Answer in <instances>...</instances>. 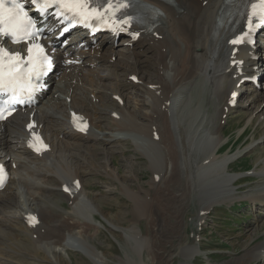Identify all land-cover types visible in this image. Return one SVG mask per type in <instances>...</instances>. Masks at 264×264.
I'll return each mask as SVG.
<instances>
[{
    "label": "bare ground",
    "instance_id": "obj_1",
    "mask_svg": "<svg viewBox=\"0 0 264 264\" xmlns=\"http://www.w3.org/2000/svg\"><path fill=\"white\" fill-rule=\"evenodd\" d=\"M148 2L158 7L163 16H159L156 20L151 18L144 21L140 39L130 47H123L124 42H121L116 49L104 51L106 54L98 59L97 65L104 63L109 67L108 70L101 67L107 71V74L101 75L102 69H100L99 80L104 77V81L109 82L111 86L104 81L92 82L90 86L94 93L89 97L86 91H81L82 94L77 93L79 95L77 96L75 92L79 83L75 84L76 88L72 89L69 105L60 100V94L54 98L56 93H53L47 105L37 110L32 118V112L20 113L0 126V158L6 160L10 157L17 166L15 171H11L8 185L0 193V250L6 248L10 242L17 247L23 242L30 245L37 256H40V251L44 252V255L45 253L51 255L59 250L68 258L66 250L74 247L95 264H103L102 260L105 258L102 259V256L94 253V249H91L93 248L91 241L87 237L92 225L90 226L88 221L84 222L85 225H80L79 221L75 220L70 222L65 215L72 219L80 216L84 219H95L93 213L97 212L104 217L102 209L95 205L96 197L83 195L85 184L82 178L85 174L81 170V165L76 163L86 166L91 164L90 156L99 152L98 146H100L104 163L107 164L111 160L110 156L116 153L115 148L123 146V142L128 141V139L124 141L121 137L117 138L114 135L116 132H127L128 135L132 133L135 134V138L136 135L139 136L145 143L140 145L135 143L137 152L146 154L154 161L151 151L156 150L162 158L164 172L161 174L158 170L159 173L153 174L150 183L154 187L153 185L157 183L155 178H158L159 185L156 184L154 187L158 194L156 196L163 203L169 217L179 216L189 207L188 204L193 199L199 206L198 212L205 215L204 213H208L215 203L237 198L233 196L231 188L237 184L240 177L228 172L229 165L247 151L259 148L260 143L264 144V133L258 140H253L244 148L221 155L219 154L220 145L223 143L220 139L221 130L223 124L227 123V116L238 113L237 109H233H243L244 105L239 104V100L243 97L248 98L245 102L249 106L247 105L246 108H254L253 106L257 105L254 109L258 110L264 103V88L262 93L261 88L253 90L249 86V90H246L248 86L244 85L240 89L236 86L241 77L256 75L253 71L254 67L263 72L261 79L264 81V65L261 62V59L264 60V56L261 57L264 51V39L259 40L254 50L241 47L235 55L231 54L234 49L229 45V40L238 33V30L231 32L234 23L231 20L232 1ZM202 2L206 4L202 6ZM154 24H157L155 28H153ZM262 37L264 38V35ZM143 44L153 50L151 54L154 56L153 59L144 60L145 55L139 53ZM148 50L146 49V52ZM252 55L258 58L257 61L251 60ZM111 58L117 67L109 63ZM89 60L90 56L85 57L84 64L89 63ZM150 60L155 70L152 75L145 64ZM240 61H243L241 66L238 65ZM231 63H234L233 67L230 66ZM239 69L244 75H237ZM97 70L98 68L87 70L86 74L91 75ZM115 72L116 76H113ZM79 73L63 81L67 83L74 80L81 83L85 70ZM132 82H139L140 87ZM63 85L64 82H60L53 90ZM71 85H66L67 90L71 89ZM130 88L132 89L130 94L135 101L132 110L128 108L129 103L126 102L123 106L118 103L122 98L119 92L128 91ZM108 91H111L109 95H115V99H120L117 101L108 99ZM206 99L207 103H205ZM232 100H236L233 108L230 107ZM140 107H145L147 110L144 111L145 108L139 110ZM209 107L213 110L212 116H208ZM103 108L109 110L110 115L116 112L119 117L113 114L108 121L101 117ZM115 108L118 109L112 111ZM73 115L79 116L88 123L89 130L85 136L71 128L70 119ZM169 116L173 118L178 131L177 138ZM257 118H261L258 121L262 120L263 125L264 112L261 111ZM30 121L35 122L34 132L39 134L49 147L40 158L28 153L24 147V141L28 138L26 126ZM101 122H109V124L101 126ZM96 129L98 132H95ZM155 133L158 136L157 140L153 138ZM73 139L77 141L70 142ZM17 149L19 151L16 152ZM84 150L88 153L83 155ZM63 158L66 159L67 164L63 163L64 165L60 167L58 164ZM253 163L255 169L248 177L255 176L258 179L257 187L243 195L241 200L264 204V157L259 154ZM53 169L56 171L53 172ZM91 170L89 171L92 172ZM74 182L80 184L78 192L66 194L62 191L64 186ZM122 187L131 202L129 212L133 224L138 218L149 216L152 207L145 193L147 191L132 192L128 187L124 185ZM10 189L13 192H10ZM58 197L70 204L68 214L56 209ZM11 208L18 214L7 215L6 210ZM29 216H36L38 221L36 226L27 225ZM132 229H129L128 233H131ZM21 233L28 235L29 238L23 237ZM138 245L139 250L142 249L141 240ZM9 250L10 248H6L4 251ZM145 250L150 251L149 248ZM184 250L190 251L189 246ZM156 255L155 253L154 256ZM160 258L164 260V256ZM13 259L12 255L2 256L0 264H12ZM50 259L52 261L54 258ZM152 259L154 261L153 257ZM263 259L264 239L252 246L248 244L245 253L231 263L247 264L255 261L254 264H261ZM29 263L38 264L34 261Z\"/></svg>",
    "mask_w": 264,
    "mask_h": 264
},
{
    "label": "rangeland",
    "instance_id": "obj_2",
    "mask_svg": "<svg viewBox=\"0 0 264 264\" xmlns=\"http://www.w3.org/2000/svg\"><path fill=\"white\" fill-rule=\"evenodd\" d=\"M145 46L146 45L143 44V47L139 49V53L145 55L144 60H148L149 58L153 59L154 56L151 55L153 54V50ZM146 49L149 50L146 52ZM92 62V57H90L89 63ZM151 62L152 60L145 64L149 67V73L152 75L155 70ZM109 63H113V67H117L113 62V58L109 59ZM99 65L100 68H98L97 71L92 72L91 75L86 74L87 70L90 69H85L81 83L70 80L65 84V87H62V90H59V88L54 89L53 93L63 91V93H59L61 96L60 100L69 105L72 89H75V84L79 83L76 88V95L79 96L77 93L82 94L83 91H86L87 96L92 97L94 92H92L90 84L95 81L97 83H102L104 77L99 80L100 72L102 71L101 75L107 74L105 69L109 68L104 63L102 65L100 63ZM101 67L105 69H102ZM100 69L102 70L100 71ZM113 76H116V72ZM72 83H74V86L71 85V89L67 90L66 85ZM104 83L109 85V82L104 81ZM132 83L135 86L140 87L139 82ZM156 89H158V87ZM130 90L132 89L130 88L128 91L119 92V94H122L121 96L123 99L121 98V100H118L120 99L118 97H116L118 99H115V95H109L111 91L107 92L109 95H107V98L114 101L118 100V103L122 106L127 102L129 103V107L126 106L129 110H132L135 101L132 99ZM246 99L248 98L243 97L239 100V104L244 105L243 109H233H237L238 113L229 114L227 116L226 125L223 124L221 130L222 136L220 137L223 143H221L222 145H220L219 148V154L221 155L234 153L244 148L253 140H258L260 135L264 133V124H261L262 120H260V122L258 121V119L261 118H257L261 114V111L264 112V103H262V106H260L258 110L254 109L257 105H254V108H246L248 105V103L246 104L245 102ZM99 102L100 99L98 104ZM205 103H207V99ZM44 106L45 105H43V107ZM144 108L145 107H140L139 110H143ZM116 109L118 108L112 109V111ZM146 110L147 108L144 109V111ZM212 112V108L209 107L208 116H212ZM113 114L117 113L113 112L112 115H110L109 110L106 108H103L101 111V117H104L108 121L111 120ZM169 118L172 122L171 125L174 128L175 124L173 118L170 116ZM212 118H215V113ZM248 119H250L249 122L247 121ZM108 124L109 122H101V126ZM174 130L176 131L175 137L177 138L178 131L176 130V127ZM171 131L173 130L171 129ZM95 132H98L97 129ZM130 134L128 135L127 132H116L114 134L117 138L121 137L124 138V141L125 139H128V141L123 142V146L115 148L116 153L110 156L111 160L108 161L107 164L104 163V157L100 152L101 147L98 145L99 152H94L95 154L90 156L91 158L89 162H92L91 164L86 166L76 163L81 165V170L85 174V177L82 178V182L85 184L83 195H89L93 198L96 197L95 205L102 209L104 217L97 212L93 213L95 219H84L81 216L72 219V217L65 215V218L70 222L75 220L76 222L79 221L78 223L80 225H85L84 222L88 221V224L90 226L92 225L87 232V237L91 241L90 243L93 247L91 249H94V253L98 256H102V259L103 257L105 258V260H102L103 264H137V262L138 264H234L231 262H234L245 253L248 244L249 246H252L264 239V208L261 207L262 205L260 203L253 204L247 199H245L247 202L241 200L243 195L249 191H253L257 187L258 179L255 176H248L255 169L253 163L255 158H258L259 154L264 157L263 143L259 144V148L254 151H247L240 158H237L235 162L229 165L228 172L234 176L240 177V180L236 182L237 184L231 188L233 189V196H237L235 200L227 202L223 201L219 204L215 203L214 207L209 210L208 213L206 212L204 213L205 215H201V213L198 212L199 206L193 199V201L188 204L189 207L180 213L179 216L169 217L167 210L164 209L163 203H161L159 197H157V190L154 188L156 184L159 185L158 178H155V182L157 183L153 185L154 187H152L150 183L153 174L159 173V171L161 174L164 172L163 160L156 150L151 151L154 161H152V159L146 154L137 152V144L139 143L138 145H140L141 143H145L144 139L139 136L137 137V135L135 138V134ZM153 138H155V140L158 139L157 133L154 134ZM75 141L76 140H70V142ZM87 153V150L82 151L83 155ZM63 163L67 164V161L64 158L58 165L61 167V165H64ZM54 171H56V169H53V172ZM122 185L128 187V190L132 192L147 191L145 193H147V198L153 209H151V214L147 216L148 218L140 217L138 218V221L133 224L132 216L129 212L131 202L126 196L125 191H123ZM10 192L13 191L10 189ZM155 202H158V204H155ZM68 205L70 204L61 197L56 198V209L63 214H68L70 212ZM3 211H5L4 208ZM13 211H15L13 208L7 209V215L13 216L18 214ZM129 229H132V231L135 229L133 232L136 234L132 231L131 233H128ZM21 234H23V237H28V235H25L24 233ZM135 235H138L139 238ZM140 240L142 241V249L139 250L138 243ZM143 240L146 242L144 243ZM151 242L153 243L151 244ZM147 243H149V245ZM144 244L147 246L145 245L143 247ZM6 246V248H10L11 251L9 250L6 252L4 251L6 248H3V250H0V257L12 255L14 257L12 264H30L29 262L33 261L38 264H95L88 256L81 254V251L74 247L66 250L68 258L62 255V252L60 253L58 250L59 248H57L58 251H54L51 255L46 253L44 255V252L40 251L41 258H39L40 256H37L32 247L26 243L21 242L17 247L13 242H10ZM188 246L190 251L184 250ZM145 248H149L152 252L145 250ZM17 251L20 252L17 253ZM155 253L157 254L156 256L159 257L154 256ZM183 253L185 254L183 255ZM163 256L164 260L160 258ZM17 257L18 259H16ZM51 257L52 259L54 258L52 261L50 259ZM152 257L154 258V261ZM156 260H161L162 263L161 261L158 263ZM254 263L255 261L247 264ZM260 263L263 264L264 259Z\"/></svg>",
    "mask_w": 264,
    "mask_h": 264
},
{
    "label": "snow or ice",
    "instance_id": "obj_3",
    "mask_svg": "<svg viewBox=\"0 0 264 264\" xmlns=\"http://www.w3.org/2000/svg\"><path fill=\"white\" fill-rule=\"evenodd\" d=\"M52 4L84 19L92 15H101L99 10L89 7L87 0H45V6ZM109 7L112 5L110 4ZM34 28L35 24L25 12L21 0H0V35L11 36L13 42H22L24 39H31L35 35ZM237 42L233 41V43ZM41 59L47 61L43 47L40 45L30 46L26 62L30 67L24 71L25 62L18 54L10 55L5 50L0 49V91L10 88L13 92L14 101H19L20 96L24 93L30 95L34 89L33 77L38 75V67H43L39 63ZM48 66L50 67V64ZM3 118L5 117L0 113V119ZM34 139L39 141L40 138L37 136ZM30 219L35 220V218Z\"/></svg>",
    "mask_w": 264,
    "mask_h": 264
}]
</instances>
